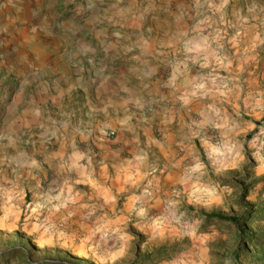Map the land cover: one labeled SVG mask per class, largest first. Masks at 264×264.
I'll list each match as a JSON object with an SVG mask.
<instances>
[{
  "label": "rangeland",
  "instance_id": "rangeland-1",
  "mask_svg": "<svg viewBox=\"0 0 264 264\" xmlns=\"http://www.w3.org/2000/svg\"><path fill=\"white\" fill-rule=\"evenodd\" d=\"M42 1L0 3V264H264V0ZM15 8L47 40L13 32ZM177 31L190 58L158 74L181 97L156 100L174 124L156 126V150L117 151L127 165L83 168L120 142L110 116L111 148L74 131L88 97L103 104L96 86L69 90L79 43L120 73L100 41L131 56Z\"/></svg>",
  "mask_w": 264,
  "mask_h": 264
},
{
  "label": "crops",
  "instance_id": "crops-1",
  "mask_svg": "<svg viewBox=\"0 0 264 264\" xmlns=\"http://www.w3.org/2000/svg\"><path fill=\"white\" fill-rule=\"evenodd\" d=\"M44 1H42V5H44ZM0 3L18 6L19 10H21L23 5H25V0H0ZM14 10L17 14L10 15L7 17L9 18L8 20L6 16L3 17L5 22L14 28L13 32L25 38L28 37V44L32 42L34 44V40L37 39H40V41L47 40V34L44 35L42 33L40 26H36L31 22L30 25L29 18H27L25 13H22V11L19 13L16 8ZM175 15L179 16L177 13ZM169 16L170 18L176 17L174 15ZM3 18H1V21H4ZM169 33H172L170 27L167 32L160 34ZM92 34L96 38L97 36L105 35L107 37L116 33L109 30H99L98 32H92ZM176 34L179 42L164 40L156 44H153L151 40H148L143 35L142 41L136 47L139 49L132 53L131 56H128L130 48L123 52L125 55L121 54L118 56L120 52L117 43L107 42L104 39L100 41L102 46L105 45V57L108 62L113 59H119V64L122 65L117 69L121 70L120 73L108 63L97 67L94 64L93 57H88V53L96 52L97 48H91V45L84 47L83 42L79 43V51L75 54L78 63H74L73 73L70 76L71 86L69 90L81 88L82 91L88 92L90 87L96 86V97L102 99L103 104L101 106L93 105V101L88 97L89 108L86 113L94 120L89 119L82 123V119L79 118L76 120L74 131L77 135H80L81 139L88 137L95 145L111 148L112 141L104 135L108 126L106 117L110 116L111 123L117 129V140L120 142V147L112 149V153L107 152L106 149V153L102 154V158L105 161L104 164L99 165L97 159H89L87 165L83 168H90L92 173L102 175L108 168L114 169L119 164L124 165L125 163L127 165V160L121 162L122 155L117 153V151L126 149L143 150L144 148L156 150V135L154 133L156 126L166 131L176 120V115L173 114L168 106L159 107L157 105L156 107V100L171 101L176 99V97H181L177 90L181 91L184 85L181 80L178 86L176 85L175 87L173 78L164 80L163 74L159 75L158 73L164 71L162 69L164 65L171 63L174 74L181 66L185 67L190 58L188 56L190 50L187 47L188 34L185 35V33L179 31ZM40 44L42 43L40 42ZM31 49L29 51H33L34 47L32 46ZM86 61H89L90 66ZM142 64H148V68L145 66L148 71L145 68L143 71L141 70ZM155 70L156 78H154ZM134 81L138 85H133ZM177 87L181 89H177ZM174 95L176 96L173 97ZM126 133H128V136H125ZM158 142L163 144L166 141ZM135 157L141 158L142 156L137 154ZM83 168L81 167V170Z\"/></svg>",
  "mask_w": 264,
  "mask_h": 264
},
{
  "label": "trees",
  "instance_id": "trees-1",
  "mask_svg": "<svg viewBox=\"0 0 264 264\" xmlns=\"http://www.w3.org/2000/svg\"><path fill=\"white\" fill-rule=\"evenodd\" d=\"M209 219H219L224 221H229L230 223L239 224L240 218L234 216H226L220 213H210L207 215Z\"/></svg>",
  "mask_w": 264,
  "mask_h": 264
},
{
  "label": "built area",
  "instance_id": "built-area-1",
  "mask_svg": "<svg viewBox=\"0 0 264 264\" xmlns=\"http://www.w3.org/2000/svg\"><path fill=\"white\" fill-rule=\"evenodd\" d=\"M114 132H111L110 134H113Z\"/></svg>",
  "mask_w": 264,
  "mask_h": 264
}]
</instances>
